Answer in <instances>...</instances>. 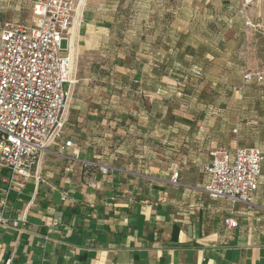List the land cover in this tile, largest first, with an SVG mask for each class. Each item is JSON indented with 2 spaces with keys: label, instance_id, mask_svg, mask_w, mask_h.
Returning <instances> with one entry per match:
<instances>
[{
  "label": "crops",
  "instance_id": "obj_1",
  "mask_svg": "<svg viewBox=\"0 0 264 264\" xmlns=\"http://www.w3.org/2000/svg\"><path fill=\"white\" fill-rule=\"evenodd\" d=\"M76 2L63 134L9 195L5 216L25 221L0 227V264H264V165L253 204L210 197L209 152L241 147L238 130L174 100L224 78L207 72L217 56L188 55L190 14L233 0Z\"/></svg>",
  "mask_w": 264,
  "mask_h": 264
},
{
  "label": "built area",
  "instance_id": "obj_2",
  "mask_svg": "<svg viewBox=\"0 0 264 264\" xmlns=\"http://www.w3.org/2000/svg\"><path fill=\"white\" fill-rule=\"evenodd\" d=\"M260 0H242L244 8ZM76 0H32L26 21L0 23V167L7 169L0 200V227L17 228L25 217L5 216L9 195L24 189L49 145L64 128L67 85L75 83L73 55L66 51L73 27ZM261 81V74L245 73L244 80ZM234 132H237L235 129ZM71 142H67L70 145ZM205 166L206 192L232 204L251 205L260 188L264 153L256 146L225 147L209 152ZM108 173V166H101ZM179 173L173 174L174 180ZM229 228L238 221L228 217ZM54 224H57L54 222Z\"/></svg>",
  "mask_w": 264,
  "mask_h": 264
},
{
  "label": "rangeland",
  "instance_id": "obj_3",
  "mask_svg": "<svg viewBox=\"0 0 264 264\" xmlns=\"http://www.w3.org/2000/svg\"><path fill=\"white\" fill-rule=\"evenodd\" d=\"M31 5L32 0H0V23L26 21L31 14ZM232 6L231 10H222L218 17L211 10L192 8L188 55L206 52L207 59L217 56L218 64L209 65L207 72L212 75L214 71H222L224 78L201 80L199 94L194 92V86L186 96L182 92L174 100L179 102L178 99L184 98L196 109L198 106L207 109V116L217 115L223 119L224 137L229 130L237 129L238 146H256L264 153V0L247 8L243 7L242 0H233ZM75 20L74 26H77L78 18ZM215 22L220 26L217 32L213 29ZM74 26L64 44L72 53L76 51ZM204 26H207L206 32L200 30ZM189 70L196 73L197 69L189 66ZM244 70L253 75L261 74L263 80H242ZM195 83L192 81V85ZM227 125L231 127L227 128ZM230 133L235 138L236 133Z\"/></svg>",
  "mask_w": 264,
  "mask_h": 264
},
{
  "label": "bare ground",
  "instance_id": "obj_4",
  "mask_svg": "<svg viewBox=\"0 0 264 264\" xmlns=\"http://www.w3.org/2000/svg\"><path fill=\"white\" fill-rule=\"evenodd\" d=\"M77 24V26H78V23H79V21L77 20V22H76ZM75 27V26H74ZM72 30H73V27L71 28V30H70V33L72 32ZM73 55V54H72Z\"/></svg>",
  "mask_w": 264,
  "mask_h": 264
}]
</instances>
